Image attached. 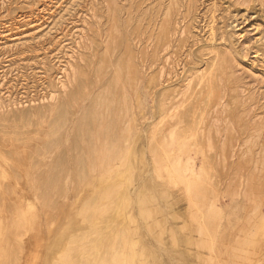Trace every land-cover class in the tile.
Instances as JSON below:
<instances>
[{
    "label": "rangeland",
    "instance_id": "1",
    "mask_svg": "<svg viewBox=\"0 0 264 264\" xmlns=\"http://www.w3.org/2000/svg\"><path fill=\"white\" fill-rule=\"evenodd\" d=\"M140 1L143 3L139 9L145 12L155 2L118 0L121 23L124 24L129 10L130 15L134 13L133 22L137 21L135 16ZM107 3L108 0H0V48L7 51L1 65L15 69L7 75V80L12 79L15 89L10 98L4 94L1 101L4 105L0 108L1 145L7 150L14 148L9 137L10 130L18 129L17 152L28 153L25 156L0 154V264H9L5 255L12 250L16 253L15 264H58L69 241L87 237L91 228H100L104 223L112 225L115 221L111 213L103 210L107 204L103 200L93 206V214L97 219L91 220L81 212L82 204L89 196L107 188L111 182L110 175L101 166L98 170L102 184H87L78 189L75 196L70 193L69 175L59 177L62 184L60 193L55 200L50 201L54 210L52 203L46 204L48 202H43L39 197V190L46 178L44 167L47 161L51 162L59 153L72 159L88 147L90 141L97 147L101 139L108 138L107 135L112 131H121L128 120L124 112L120 111L122 95L115 92L108 113L112 127L105 119V112L99 111L93 114L89 112L87 122L81 123L82 135L78 134L80 128L75 127L81 120L82 111L113 74L115 52L112 53L114 57L108 54L105 69L95 70V61L104 52L101 39L109 23ZM91 5H94V13L91 12ZM197 6L199 9L197 23L193 25L195 38L192 46L183 52L177 73L168 82H162L151 91L145 81L128 86L122 76L131 116L126 137L131 141L136 138L134 168L138 167L129 172L128 194L131 196L133 190H141L138 200H131L124 205L126 226L131 231L127 242L133 252L138 253L137 260L149 257L153 262L150 264H264V40L261 41L264 39V0H197ZM94 24H97L98 32L102 35L98 40L101 42L88 49L81 46L78 49V54H83L91 62L89 82L81 96L72 101L62 127L58 128L54 149H49L51 153L39 151L36 147L47 141L46 122L55 113L48 111L43 124L12 122L7 118L10 104L18 102L23 88L33 80L38 81L39 85V80L43 79L38 72L43 54L40 50L31 52L30 48L34 42L43 41V47L50 46L48 53H51L53 64L62 65L69 57L56 54L59 43L70 47L79 36H95L97 32L89 30L90 25ZM212 51L225 54L227 72L230 71L232 75H223L221 87L214 90V101L204 110V114L208 115L214 106L219 108L221 133L224 135L228 130L235 135L237 147L233 149L234 155L227 154L224 157L226 163H223L221 159L224 158L217 154L218 142H215L213 146L216 152L213 150L208 158L206 144L200 135L195 139L200 131L197 132L195 123L191 121L189 126L182 129L181 139H173L167 155L159 156L150 147L151 133L159 129L154 143L158 148L164 136L174 129L173 122L165 116L172 98H176L174 90L188 84L195 73L204 69ZM40 88L37 87L38 90ZM50 88L55 94L56 89ZM58 95L55 94V97ZM45 102L55 103V100ZM226 113H229V118ZM74 135L83 141L77 148L66 144ZM181 142L184 144L181 145ZM244 143L248 147L246 153L242 152ZM81 152L87 153L86 150ZM10 160L17 167L14 177L10 172ZM67 161L71 165L70 160ZM114 166L119 167L118 160ZM176 166L182 169L181 181H169V172H173ZM61 171L64 172L65 168ZM232 174H240L239 194L229 192L227 187L228 177ZM4 182L8 184L7 187ZM146 183L149 186L143 188ZM157 189L165 192V199L155 197ZM47 214L51 222L46 220ZM225 228L229 232L228 242L221 241L219 237ZM221 242L226 245L221 246Z\"/></svg>",
    "mask_w": 264,
    "mask_h": 264
},
{
    "label": "bare ground",
    "instance_id": "2",
    "mask_svg": "<svg viewBox=\"0 0 264 264\" xmlns=\"http://www.w3.org/2000/svg\"><path fill=\"white\" fill-rule=\"evenodd\" d=\"M142 3L143 1H140L138 4V14L135 16L137 21L133 22L134 19L132 15L134 13L130 15L129 10L123 24L120 20L121 7L118 5V0H108L107 9L109 12V23L103 39L100 38L102 35L98 32V28L96 26L97 24L90 25L89 27L91 32H97L95 36L89 35L87 38L79 36L73 41L70 47H68L67 44H62L60 39H58L61 44L59 43V48L56 54L60 53L69 57L68 60L63 61L62 65L58 64L55 66L53 64L51 53L50 55L48 53L50 52V46L43 47V41L33 43L30 51L33 52L40 50L43 54V58L41 59V62H39L40 70L38 71L42 75L40 78L43 79L39 80V85H37L38 81L36 80H33L32 82H29L30 80L27 81L30 85L28 86L26 83L27 87L23 88L19 95L18 102L12 105L10 104L11 110L7 112V118L12 122H42L43 124L46 120L45 114H47L48 111L55 113V116L52 119H48L45 125L48 126L45 129V138H47V141L43 144H39V146L36 147L37 150L47 152L52 147L54 149L58 139L57 136L59 135L58 128L62 127L63 119L67 117V112L72 101L81 96L89 82V73L92 72V66H90L91 62L88 58L83 57V54H78L80 46L84 49H88L103 40L102 44L104 52L100 55L99 60L97 57V60L95 61L97 63L95 68L96 71H101L106 68L107 59H109L108 54L115 52L117 55L112 64L113 74L101 88L100 92L93 97L90 105L82 111L81 120L77 122L75 126L76 129L80 128L82 122H87L89 112L93 114L95 111L105 112V119L107 118V121L111 124L112 122L110 121V118H108V113L110 107H112V97L115 92H120L122 95L123 102L122 105H120V111H123L124 115L129 120L131 116L125 96V90L127 88L122 82V76L125 78L128 86H133L139 82L145 81L144 83H146L147 86L150 87V90L153 91L156 86L162 82H168L172 75L177 73V67H179V61L182 60L181 56L183 52H187V50L190 49L189 47L192 46V42L195 38L193 25L197 20L199 9L197 6V0H155L154 5L148 8L146 12L145 10L139 9ZM94 11V5H91V12L94 13ZM128 28L130 31H128ZM199 32L200 31H198V33ZM99 38L101 41H98ZM262 40L264 39H261V41ZM5 54H7V51L0 48V108L4 107L1 102L4 98L3 95L6 94L5 97L10 98L12 90L15 89V85H13V82L11 81L12 79L7 80V75L11 74V72L15 69L9 67V65H1L6 57ZM111 57L112 56H110V58ZM227 64V58L224 53L212 51L205 62L204 69L195 73L193 75V79L188 84L174 90L173 93L176 98H172L171 104L165 110V116H167L166 119L173 122L174 129L164 136L163 141L160 143L158 148L154 145V143L156 142L159 129L157 128L153 130L150 136V147L155 149L159 156L167 155L173 139H181L182 129L189 126L191 121L195 123L196 128L198 129L197 132L200 131L198 133L196 132L197 134L195 135V139L197 140L200 135V139H203V142L206 144L207 154L206 152L205 154L208 158V154L214 150L213 145L215 142H218L217 154L220 157L224 158L227 154L232 156L233 149L237 147L235 135L228 130L225 131L224 135L221 133V114H219V108L214 106L208 115L204 114V110L214 101L212 98L214 90L221 87L223 75L227 74L228 77H231L232 75L230 71L227 72ZM38 86H41L39 90L37 89ZM51 86L56 89L55 94H59L57 97H55V94L50 91ZM41 89H43V92H41ZM63 89H66V91L63 92ZM41 93L42 95L40 96ZM203 96H205V98L202 100ZM53 99L55 100V103L52 102L53 104L45 102ZM233 101L236 100L233 99ZM228 114L226 113V116L229 118ZM113 115L115 116V114ZM228 118H226V120ZM128 120H126V124H124L121 131H112L111 134L108 133V138L105 137L108 141L105 138H100L101 141L97 147L89 139V146L82 150L80 149L81 151L86 150V152L90 149L87 153L80 151L77 155H74L72 159L67 158L68 156L66 155V157L63 153H59V156H54L51 162L47 161L46 165L44 164V175L46 178L43 180V187L39 190V197L43 202H48L46 204L52 203L50 201L55 200L56 196L60 193L59 189H61L62 184H60L58 178L64 176L65 174L69 175V188L70 193H72L73 196H75V192H77L78 189L80 190L87 184H102V177L99 175L98 170L100 166L105 169V172L110 175L111 178V182L107 188L101 190L100 192H93L89 196V198L82 204L83 208L81 209V212L91 220L97 219L93 214V206L97 201L99 204V200H103V203H107L106 208H103V210L111 213V217L113 218L112 220H115L114 223L112 222V225L110 223L108 226L104 223L101 227L99 226L100 228H91L89 236H81L69 241L65 246V253L63 254L62 260L58 264L153 263L149 257L146 259L143 258V260H137L136 255L138 253L133 252V248H130V245L127 242V238L129 237L131 231L126 226L127 215L124 205L131 200L135 201L141 197V190H133L131 196L128 194L129 172L132 169L137 170L138 168H134V165L136 164L135 156L137 155L134 144L136 142V138L134 141H131L126 137L128 126L130 124ZM243 124L245 125L244 122ZM126 125L127 128L125 127ZM256 125L258 126L259 124ZM10 132L11 134L9 137L12 139L14 148H8V150L7 148L5 149L4 146L1 145L2 141L0 139V154L6 153L7 155L8 153L11 156H14V154L24 156L27 155L28 153L17 152L19 141L16 138L20 131L18 129H14L10 130ZM78 134H83V130L81 128L79 129ZM81 140L82 139L79 136L74 135L69 138V141L66 142V144H68L69 147L71 146L73 148H77L80 143L83 142ZM249 142L250 141L248 140V143ZM183 144L184 143L181 142V145ZM244 145V147L242 146V152L246 153L248 147H246V143H244ZM52 150L50 149V151ZM202 150L204 151V149ZM65 151H67V149ZM9 155L7 157H9ZM218 155L217 159L219 160ZM68 159L70 160L71 165H69V162L67 161ZM116 160L119 161L118 168L114 166V162ZM221 161L226 163L225 158L221 159ZM222 162L221 164L223 166ZM9 166H11L10 172L14 177L17 167L11 160L9 162ZM62 168H65L64 172L61 171ZM141 169L142 168H140V170ZM172 171L173 172H169L168 175L169 181H181L180 177L182 169L179 166H176L172 169ZM239 177L240 174H232V176L228 177L227 187L229 192L240 193L239 190L237 191L240 185ZM211 179L212 177L210 180ZM7 185L5 187H7ZM147 186H149L148 183L144 184L143 188ZM155 197L158 199H165V192L162 189H157ZM51 207L54 210L53 203ZM48 217H50V215L47 214L46 220L51 222L52 219H49ZM95 227H98V225ZM225 229H223L224 232L221 231V235L219 234V237L222 238L220 240L223 242L229 240V232H227V228ZM179 240L181 239L179 238ZM224 245L226 244L223 243L222 245L221 242V246ZM9 247L13 249V247ZM12 251H9L5 255V259L9 264H15L16 253L14 250Z\"/></svg>",
    "mask_w": 264,
    "mask_h": 264
}]
</instances>
